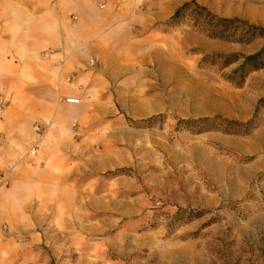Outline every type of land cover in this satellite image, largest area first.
<instances>
[{"label": "rangeland", "instance_id": "obj_1", "mask_svg": "<svg viewBox=\"0 0 264 264\" xmlns=\"http://www.w3.org/2000/svg\"><path fill=\"white\" fill-rule=\"evenodd\" d=\"M196 1L264 27L236 12L260 18L264 0ZM200 28L186 15L127 46L126 74L113 86L121 117L90 128L121 124L127 141L107 148L96 134V160L112 152L119 163L78 179L93 183L96 209L80 215L95 234L52 264H264V69L240 83L232 78L242 61L221 57L256 53L264 38L229 43Z\"/></svg>", "mask_w": 264, "mask_h": 264}, {"label": "crops", "instance_id": "obj_2", "mask_svg": "<svg viewBox=\"0 0 264 264\" xmlns=\"http://www.w3.org/2000/svg\"><path fill=\"white\" fill-rule=\"evenodd\" d=\"M186 1L0 0V264H52L64 246L68 253L94 236L95 223L80 215L96 209L93 183L78 179L118 166L112 152L96 160L91 150L96 134L121 148L127 128H90L121 117L113 86L126 74L127 46L167 25Z\"/></svg>", "mask_w": 264, "mask_h": 264}, {"label": "trees", "instance_id": "obj_3", "mask_svg": "<svg viewBox=\"0 0 264 264\" xmlns=\"http://www.w3.org/2000/svg\"><path fill=\"white\" fill-rule=\"evenodd\" d=\"M186 15L193 16L200 30L211 39H218L229 43L251 44L259 38H264V27L250 24L239 18H225L220 17L209 10L207 7L199 4L196 0H190L180 7L172 16L170 22L179 23V21ZM248 27L250 36H243L238 34L239 28ZM225 57L226 63L233 64L242 61L241 65L235 70L237 78H232L243 82L247 73L251 71H258L264 69V46L256 53L250 55L242 54H222ZM210 119L199 120V123H208Z\"/></svg>", "mask_w": 264, "mask_h": 264}, {"label": "built area", "instance_id": "obj_4", "mask_svg": "<svg viewBox=\"0 0 264 264\" xmlns=\"http://www.w3.org/2000/svg\"><path fill=\"white\" fill-rule=\"evenodd\" d=\"M53 1H54V3H57L58 0H53ZM66 101H67L68 103H79V100H76V99H68V100H66ZM35 129H36V132H37L38 134L41 133V126H40V125H37V126L35 127ZM38 149H39L38 144H35V145L30 149V151H29V155L32 156V157H35V156L37 155ZM4 177H5L4 175L0 176V186H1L2 183H3V179H4Z\"/></svg>", "mask_w": 264, "mask_h": 264}]
</instances>
